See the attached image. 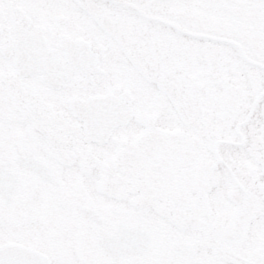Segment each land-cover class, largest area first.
Returning a JSON list of instances; mask_svg holds the SVG:
<instances>
[{
    "label": "snow or ice",
    "instance_id": "snow-or-ice-1",
    "mask_svg": "<svg viewBox=\"0 0 264 264\" xmlns=\"http://www.w3.org/2000/svg\"><path fill=\"white\" fill-rule=\"evenodd\" d=\"M0 264H264V0H0Z\"/></svg>",
    "mask_w": 264,
    "mask_h": 264
}]
</instances>
